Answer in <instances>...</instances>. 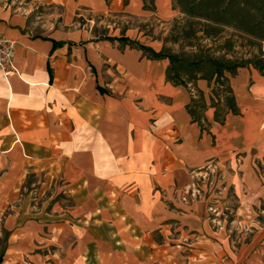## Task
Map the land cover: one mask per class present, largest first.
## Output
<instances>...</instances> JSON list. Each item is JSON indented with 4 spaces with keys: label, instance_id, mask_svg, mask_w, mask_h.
Segmentation results:
<instances>
[{
    "label": "crops",
    "instance_id": "obj_1",
    "mask_svg": "<svg viewBox=\"0 0 264 264\" xmlns=\"http://www.w3.org/2000/svg\"><path fill=\"white\" fill-rule=\"evenodd\" d=\"M32 1L61 6V25L34 35L30 10L0 4V34L15 40L16 68L0 77V224L9 238L0 264H102L104 239L111 246L104 260L123 264V252L134 255L158 217L154 189L191 185L264 149V75L251 65L229 75L240 113L219 123L208 108L210 131L201 132L186 109L188 88L165 79L168 59L148 58L118 37L161 49L135 25L92 32L81 12L138 16L148 0ZM151 1L162 11L169 0ZM52 40L64 43L52 49ZM196 86L207 97L206 80ZM28 174L35 191L61 180L70 202L18 204Z\"/></svg>",
    "mask_w": 264,
    "mask_h": 264
},
{
    "label": "rangeland",
    "instance_id": "obj_2",
    "mask_svg": "<svg viewBox=\"0 0 264 264\" xmlns=\"http://www.w3.org/2000/svg\"><path fill=\"white\" fill-rule=\"evenodd\" d=\"M226 3L227 0H169L167 8L160 11L158 5L154 8L148 0L147 10L131 17L81 12L90 19L92 32L109 34V27L135 25L146 41L166 53L190 58L196 53L228 57L231 52L224 44L228 39L240 54L257 52L255 44L247 41L255 37L246 31L254 18L238 13L234 5ZM0 4L11 12L30 10L29 26L33 27L34 35L61 25V6L38 5L32 0H0ZM236 15L239 21L231 23L230 18ZM207 47L211 49L207 51ZM237 157L236 163L233 161L223 170L204 171L191 185L154 189L158 217L152 219L146 238L141 234L140 240L144 238V242L136 244L134 255L127 260V253L123 252V264H264V149L258 154L253 150L242 154L240 162ZM34 181L36 178L26 175L24 184L28 189L21 188L22 196L14 203L20 204L25 199L37 207L43 201L48 206L52 198L59 203L70 202L60 189L61 180L52 189L43 191L32 190ZM252 183L256 190L251 189ZM91 224L95 225V221L88 220L87 227H93ZM8 239L0 224V253ZM93 240L87 236L88 242ZM102 247V264H115L116 260H104L111 254V246L105 239Z\"/></svg>",
    "mask_w": 264,
    "mask_h": 264
},
{
    "label": "trees",
    "instance_id": "obj_3",
    "mask_svg": "<svg viewBox=\"0 0 264 264\" xmlns=\"http://www.w3.org/2000/svg\"><path fill=\"white\" fill-rule=\"evenodd\" d=\"M228 5H234L238 13L249 14L254 18L250 22L248 29L249 35L255 38H249V44H255L257 52L239 53L232 42L228 39L224 43L228 51L231 52L228 57H213L208 53L200 55L194 54L192 58L184 57L174 53H166L162 50L156 51L150 46L144 45L138 41L127 37H118L122 44H128L142 50L148 58L159 59L167 58L168 66L166 68L165 79L176 85H183L190 92V101L186 109L191 117V121L197 123L201 132L209 133L210 123L206 120L204 113L208 108L213 109V120L223 123L227 114H239L234 92L230 84L229 75H234L239 67L253 66L264 75V53L261 51V44L264 42V0H227ZM240 14V15H241ZM231 23H237L239 17L230 18ZM256 33V34H255ZM97 39H113L100 33L95 34ZM217 42L216 40H214ZM257 41V42H256ZM214 42V43H215ZM63 41L52 40V49L62 45ZM218 43V42H217ZM215 43V44H217ZM221 47L223 42L217 44ZM211 48L207 47V51ZM249 54V56H247ZM199 79L207 82L209 91L207 97L204 92L196 86ZM100 93H107L109 90L96 85ZM1 262V256H0Z\"/></svg>",
    "mask_w": 264,
    "mask_h": 264
},
{
    "label": "built area",
    "instance_id": "obj_4",
    "mask_svg": "<svg viewBox=\"0 0 264 264\" xmlns=\"http://www.w3.org/2000/svg\"><path fill=\"white\" fill-rule=\"evenodd\" d=\"M15 40L11 36L0 34V77L7 81L11 72L16 71L14 66ZM240 162V158H237Z\"/></svg>",
    "mask_w": 264,
    "mask_h": 264
}]
</instances>
